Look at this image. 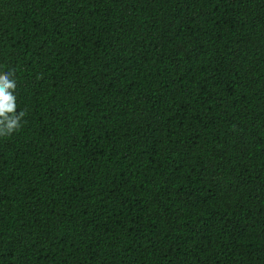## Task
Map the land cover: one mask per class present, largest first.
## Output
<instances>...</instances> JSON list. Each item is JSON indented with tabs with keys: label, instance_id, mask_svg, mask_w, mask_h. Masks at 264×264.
Instances as JSON below:
<instances>
[{
	"label": "trees",
	"instance_id": "obj_1",
	"mask_svg": "<svg viewBox=\"0 0 264 264\" xmlns=\"http://www.w3.org/2000/svg\"><path fill=\"white\" fill-rule=\"evenodd\" d=\"M0 264H264V0H0Z\"/></svg>",
	"mask_w": 264,
	"mask_h": 264
},
{
	"label": "clouds",
	"instance_id": "obj_2",
	"mask_svg": "<svg viewBox=\"0 0 264 264\" xmlns=\"http://www.w3.org/2000/svg\"><path fill=\"white\" fill-rule=\"evenodd\" d=\"M14 72L0 73V137L11 136L23 125L26 113L18 111Z\"/></svg>",
	"mask_w": 264,
	"mask_h": 264
}]
</instances>
